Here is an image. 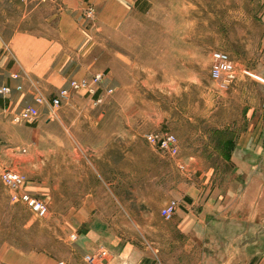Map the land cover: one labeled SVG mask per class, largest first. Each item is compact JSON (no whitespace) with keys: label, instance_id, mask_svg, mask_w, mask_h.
Instances as JSON below:
<instances>
[{"label":"rangeland","instance_id":"374dc122","mask_svg":"<svg viewBox=\"0 0 264 264\" xmlns=\"http://www.w3.org/2000/svg\"><path fill=\"white\" fill-rule=\"evenodd\" d=\"M52 1L61 3L64 0ZM154 1L155 7L143 20L142 30L131 26L128 20L130 27L123 44L138 48L140 44L154 43L147 41V36L170 32L172 26L179 33L191 28L206 35L204 42H197L206 46L192 51L191 66L180 62L177 71L170 72L166 64L168 45H182L183 42L163 39L157 42L163 51L160 54L163 63L158 72L146 70L150 67L132 65L110 72L101 56V9H96L95 3L89 1L83 5L77 30L86 33L90 45L100 49L94 73L102 75L101 89L93 94L84 89L71 91L58 106L52 107L50 102L58 92L57 87L67 83L65 75L66 79L52 88L39 85L30 97L26 96V101L16 103L12 96L10 99L0 97V168L24 174L27 181L21 190L40 198L48 210L46 216L38 217L25 204L12 202L10 190L0 181V244L7 241L21 248L26 243L35 250L48 245L49 250L55 252L56 140L61 139L62 132L77 130L80 133L74 138L75 175L104 177L109 183L105 191L109 189L111 195L107 206L110 217L104 220H109L112 231L121 226V248L118 244L112 252L105 248L106 259L116 256L117 262L124 264H192L201 256L199 248H187L192 235L182 232L173 218L163 219L157 210L161 204L174 199L180 203L176 212L181 211L184 186L191 172L186 161L189 156H206L215 165L208 186L215 185V181L223 184L232 170L213 154L227 140L238 139L235 129L252 124L264 129V120L257 121L264 115V23L261 18L264 1ZM182 2L189 7L182 8ZM38 6L36 0H0V55L4 58L10 57L7 30L38 31L43 28L40 25L43 11ZM87 7L93 8L90 16L86 14ZM188 13L190 16L186 15ZM246 17H251L253 23H245ZM246 30L247 40L245 37L243 41L232 38H238L237 34ZM141 31L142 41L131 39V35ZM216 49L226 51L235 64L236 79L226 89H221L209 76L211 52ZM242 80L251 83L252 89L249 88L248 93L240 89L236 97L238 102L233 101L235 104L230 108L224 107L222 99L226 92L236 81ZM108 88L111 89L109 93ZM36 95H42L45 101L35 105L32 100ZM247 97L253 98L249 106L245 105ZM98 98L100 102L96 101ZM29 104L38 110L36 120L15 122L13 116ZM251 107L252 115L247 116L246 108ZM222 118L233 119L232 126H222ZM120 130H126L127 136L119 135ZM159 131H171L177 136L179 151L175 157L157 152L144 140L145 133ZM78 140L88 148L80 149ZM258 140L256 145L262 148L256 154V164L264 173V135ZM98 146H104L105 153L104 159L96 161L97 154L91 148ZM106 204L105 201V208ZM124 223L125 234H122ZM210 239L215 241V235ZM248 239L255 242L256 247L263 246L262 227H255ZM243 251L236 253L239 264L244 258ZM260 255L261 252L248 264H257Z\"/></svg>","mask_w":264,"mask_h":264},{"label":"crops","instance_id":"0c3cea01","mask_svg":"<svg viewBox=\"0 0 264 264\" xmlns=\"http://www.w3.org/2000/svg\"><path fill=\"white\" fill-rule=\"evenodd\" d=\"M36 1L39 4L38 9L43 11L40 17L43 28L38 31L7 30L10 57L4 58L3 54L0 55V84L10 86L7 98L12 96L16 103L26 101V96L30 97L32 90L39 85L52 88L55 83L67 78L66 85L56 86L58 91L67 87L70 79H90L95 74V61L100 49L90 45L86 33L77 30L83 5L89 1L95 3L96 9H101V56L104 65L112 73L127 65L150 67L146 70L158 72V67L163 63L160 55L163 51L157 43L159 40L183 42L182 45H168L170 48L167 51L166 64L172 73L177 71L176 66L180 62L191 66L192 51L206 46L205 43H197L205 41V33L192 31L191 28H184L179 33L175 32L174 26L170 32L147 36L146 40L154 43L140 44L138 48L124 45V40H127L126 30L130 24L143 29V20L150 16V10L155 7L154 0H64L61 3L52 0ZM181 5L182 8L189 7L183 2ZM186 15L190 16V13ZM261 18L264 23V10ZM128 20H131L130 24ZM252 21L251 17H246L245 23L252 24ZM248 36L246 30L238 33V38H232L243 41ZM131 39L142 41L143 32L131 35ZM11 74H17V77H12ZM251 85L243 80L236 81L226 92L222 105L230 108L229 106L238 102L236 97L239 90H246L248 93V89H252ZM38 96L43 98L42 95L34 96L32 101L35 105L38 104L35 100ZM252 101L253 98L247 97L245 105H251ZM252 112V107L246 108L247 116L252 115ZM232 120L222 118V126H232ZM254 120L256 122V118ZM258 120L263 121L264 115H260ZM234 131L238 139L227 140L213 154L218 155L232 170L223 184L219 185L215 181V185L211 186L210 183L208 186V179L216 168L206 156L194 155L186 160L191 168L189 181L184 186L182 209L176 212L172 221L182 232L192 235L187 248H199L202 251L201 256L194 259L192 264H239L236 255L239 250H245L242 264H248L260 252L262 255L258 256L257 264H264V245L256 247L255 242L248 241L255 227H262L264 231V173L257 169L256 164V154L262 148L256 144L258 138L264 135V129L252 124ZM76 133L80 131L62 132L61 139L56 140L53 231L55 252L52 253L48 245L35 250L27 247L26 243L20 248L3 241L0 244V264H87L84 261L85 255L96 254L101 248L112 252L117 244L121 248V226L112 231L109 220H104L105 217H110L107 206L110 205L111 195L109 189L105 191V185L109 183L100 175H75ZM119 133L122 137L127 136L126 130H120ZM77 146L80 149L88 148L79 140ZM91 149L97 154L96 161L104 159V146ZM214 177L215 174L213 179ZM95 201L98 202L96 205L92 203ZM161 206L162 204L160 208ZM125 227L124 223L122 234H125ZM71 234L75 237H70ZM213 234L215 241L212 242L210 238ZM249 248L252 250H248ZM210 249L214 251L208 253ZM102 264L124 262H117L116 256H113Z\"/></svg>","mask_w":264,"mask_h":264},{"label":"built area","instance_id":"2783aa9c","mask_svg":"<svg viewBox=\"0 0 264 264\" xmlns=\"http://www.w3.org/2000/svg\"><path fill=\"white\" fill-rule=\"evenodd\" d=\"M60 1V0H55ZM93 13L92 7H87L86 14L90 16ZM12 77H17V74H11ZM209 76L216 81L221 89L228 88L236 79L235 64L230 55L223 50H213L211 52ZM102 75L100 73L94 74L90 79H70L68 86L58 90L57 94L51 99L50 105L52 107L58 106L64 98H67L71 91L84 89L85 92L95 93L101 89ZM107 93L111 92L108 88ZM10 94V86L8 84H0V97L5 98ZM38 104L45 100L41 96L36 97ZM101 101V98L96 100ZM38 116V110L32 105L25 106L19 113L13 116L15 122L33 123ZM144 140L152 146L157 152L175 157L179 151V142L177 136L171 131L148 132L143 135ZM182 167V165H180ZM0 181L10 190V200L12 202H21L25 204L31 212L38 217H44L47 214V206L45 203L34 194L21 190L26 183V176L16 170L9 168H0ZM180 203L174 199L166 202L160 209L159 213L165 220H170L176 213ZM70 237L74 238V234ZM107 250L99 249L96 254L85 255L84 261L87 264L103 263L106 260Z\"/></svg>","mask_w":264,"mask_h":264},{"label":"trees","instance_id":"16d2710c","mask_svg":"<svg viewBox=\"0 0 264 264\" xmlns=\"http://www.w3.org/2000/svg\"><path fill=\"white\" fill-rule=\"evenodd\" d=\"M1 101H2V100H1ZM1 101H0V102H1Z\"/></svg>","mask_w":264,"mask_h":264}]
</instances>
